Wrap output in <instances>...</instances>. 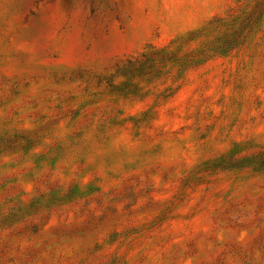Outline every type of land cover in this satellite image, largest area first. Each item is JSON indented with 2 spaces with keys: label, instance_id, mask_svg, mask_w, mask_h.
Here are the masks:
<instances>
[{
  "label": "rangeland",
  "instance_id": "obj_1",
  "mask_svg": "<svg viewBox=\"0 0 264 264\" xmlns=\"http://www.w3.org/2000/svg\"><path fill=\"white\" fill-rule=\"evenodd\" d=\"M0 264H264V0H0Z\"/></svg>",
  "mask_w": 264,
  "mask_h": 264
}]
</instances>
